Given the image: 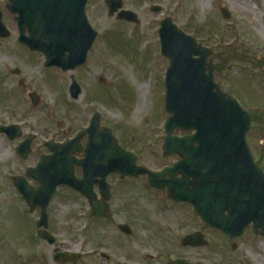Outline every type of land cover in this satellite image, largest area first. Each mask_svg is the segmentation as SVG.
Masks as SVG:
<instances>
[{
    "label": "rangeland",
    "instance_id": "1",
    "mask_svg": "<svg viewBox=\"0 0 264 264\" xmlns=\"http://www.w3.org/2000/svg\"><path fill=\"white\" fill-rule=\"evenodd\" d=\"M122 1L125 9L137 14L139 22L135 25L118 21L115 16L108 17L104 0H91L87 14L89 23L98 32L97 39L87 54L86 63L64 75L54 69L42 72L37 64L43 57L17 45L16 27L5 9L7 1L0 0L1 20L10 32L9 37L0 38V125L24 123L27 129L23 135L30 130L37 131V141L33 145L37 146L49 134L62 137V130H57L55 123L62 120L63 115L69 116L70 129L74 133L97 110L100 127L110 129L123 149L135 155L136 165L152 171L172 166L178 158L161 153L165 136L163 126L168 116L164 109V74L168 61L160 54L157 36L158 20L170 17L199 45L212 49L209 59L215 65L214 82L221 90L236 97L252 116L246 142L254 160L264 170V0ZM151 6L161 8V13H151ZM222 7L229 10V20L222 19ZM15 70L20 72L18 77L11 74ZM71 74L82 88V95L76 100L64 96ZM21 79L25 89L17 86ZM145 83L150 85L151 107L140 116L138 123L130 122V114L140 95L137 87ZM27 91L39 96L41 107H31ZM184 134L187 133L177 129L173 132L178 136ZM17 143L18 139L9 141L0 134V264H50L47 253L44 251L43 254L41 248L31 262L27 261L30 252L17 251L26 216L11 179L22 174L24 167L32 161L23 162L14 154ZM130 180V185H125L135 188L133 200L129 201L132 203L130 210L135 214L137 229H141L148 219H155V208L149 205L152 202L148 201L152 199L145 196L149 193L146 179L139 176ZM115 186L116 190L121 188L118 180ZM53 203V220L63 230L62 221L67 209L63 204L58 205V199ZM72 208L77 209V205ZM188 210L183 208L181 214L192 227L198 221ZM76 217L79 219V214ZM210 236L215 242V236L211 233ZM59 238L63 239L61 235ZM244 238L237 242L239 250L243 245H252ZM140 241L137 239L138 243ZM252 246L263 258L259 261L264 263V252L257 251L256 245ZM213 249L211 246L208 252Z\"/></svg>",
    "mask_w": 264,
    "mask_h": 264
},
{
    "label": "water",
    "instance_id": "2",
    "mask_svg": "<svg viewBox=\"0 0 264 264\" xmlns=\"http://www.w3.org/2000/svg\"><path fill=\"white\" fill-rule=\"evenodd\" d=\"M86 1L75 0L70 8L65 4L56 7V10L67 12L71 17L56 18L53 28L50 26V32L45 34L46 38L34 35L36 38L25 43L31 50L45 54L47 66L55 65L68 70L84 64L86 53L96 37L83 15ZM9 2L8 9L16 13L18 0ZM77 11L81 13V28L75 23ZM221 13L224 19H229L230 14L226 9H222ZM125 14L122 15L123 19L135 22L132 13ZM27 15L35 18L29 12ZM6 36L8 33L0 22V37ZM159 38L162 55L169 59L170 65L166 74L165 109L173 114L166 123L167 137L163 152L178 154L181 160L162 174L136 167L134 157L117 146L108 130L102 129L96 133L98 119L94 117L90 130L82 132L68 144L49 147L53 156L43 158L32 170L39 172V177L30 174V177L34 176L42 183L37 193H32L20 178L13 180L16 189L32 209L40 201L37 199L36 203L33 198L45 195L44 202L40 203L44 210L57 185H68L92 198L91 185L86 188L81 183L88 180L95 182L93 180L97 176L100 180L96 182L106 189L104 179L109 173H120L121 177L146 174L150 186L157 189L166 186L170 198L178 197L179 201L191 204L207 226L219 229L226 235L231 230L238 236L252 223L253 231L260 228V234L264 235V175L253 165L244 140L250 125L249 116L212 83L214 66L211 62L206 63L210 50L196 46L194 39L177 30L169 20L162 22ZM71 91H74L72 96L75 98V83ZM176 127L194 130L195 133L183 139L171 138L170 134ZM85 133L88 134L86 157L78 162L70 154L80 151L77 145ZM28 145L23 153L28 150ZM74 164L83 167L82 180L74 179ZM165 174L169 175L168 182H163ZM177 175L181 178L176 179ZM48 181L51 182L50 189L46 188ZM91 204L95 206L93 210L96 216L103 215L106 209L104 204L101 207L99 203ZM42 217L43 222L46 220L43 212ZM197 237L198 234H195L184 242L196 246L203 244L199 243ZM49 243L52 244L53 239Z\"/></svg>",
    "mask_w": 264,
    "mask_h": 264
},
{
    "label": "flooded vegetation",
    "instance_id": "3",
    "mask_svg": "<svg viewBox=\"0 0 264 264\" xmlns=\"http://www.w3.org/2000/svg\"><path fill=\"white\" fill-rule=\"evenodd\" d=\"M26 2L35 12L46 9L45 0H26ZM26 25L24 24L23 28ZM24 84L23 81L20 89L26 88ZM20 97L24 99L22 96ZM38 107H41L39 99L36 108ZM69 119L68 115H64L60 121L63 126L60 134L63 136L54 141L63 142V137L70 134L71 121ZM23 129L26 130V126ZM30 131L33 135H30V138L34 145L37 141V131ZM49 135L56 137L54 134ZM25 138L26 136L23 139ZM40 147L41 145L32 146L29 159L33 161L27 167L46 154ZM117 180L121 188L116 190L115 182ZM126 180L128 179H120L118 176L107 180L111 188L107 200L108 210L104 218H95L91 215L87 198L73 193L69 189H60L55 199H58V205L63 204L67 209L65 220L62 221L63 226L60 225L63 230H60L58 224L53 220L54 199L49 202L46 208L47 225L44 229L38 227L41 218L40 207L30 210L24 203H21L26 219L20 229L17 250L25 249L28 253L30 252L31 255L27 261L31 262L35 252L41 248L43 254L47 253L50 264H264L259 261L263 258L253 251L252 246L256 245L257 251L264 252L263 235L253 234L251 228L248 227L242 236L228 239L220 232L206 228L199 221V227L195 223V226L190 227L181 214L185 205L168 200L166 191L158 192L148 189L149 193H145V196L152 199L148 202H152L149 205L155 208V219H148L145 227L137 229L135 214L130 210L132 203L129 204V201L133 200L135 188L126 187L125 185H130ZM32 185L36 187L37 184L32 183ZM93 192L95 200L102 198L98 186L93 187ZM78 202L80 203L78 204ZM75 205L78 210L71 209ZM78 214L79 219L76 217ZM191 224L193 223L191 222ZM120 225H123L124 228H120ZM39 232L42 235L53 237L54 245L48 244L47 236L42 240L39 237ZM196 232L202 233L200 241H203L205 245L202 247L185 245L183 243L185 237ZM210 233L215 236V242L211 241L213 237L210 236ZM137 234H139L138 237ZM59 235L63 239H60ZM243 238L252 245L248 247L243 245V248L239 250L237 242ZM137 239L139 241L141 239L140 243L137 242ZM120 243L122 246H119ZM211 246H214V249L208 252ZM231 252L239 255H233ZM22 253L21 259H23ZM60 253H64L66 256L59 257L57 262H54L53 257ZM42 258L45 260L44 255Z\"/></svg>",
    "mask_w": 264,
    "mask_h": 264
},
{
    "label": "bare ground",
    "instance_id": "4",
    "mask_svg": "<svg viewBox=\"0 0 264 264\" xmlns=\"http://www.w3.org/2000/svg\"><path fill=\"white\" fill-rule=\"evenodd\" d=\"M149 87L150 85L147 83L140 84L137 87V90L140 92V95L137 98L136 106L134 107V109L130 114V118H129L130 122L138 123L140 116L143 113L147 112V110L151 107V103L149 100V96H150ZM143 89H145L144 92H142Z\"/></svg>",
    "mask_w": 264,
    "mask_h": 264
}]
</instances>
